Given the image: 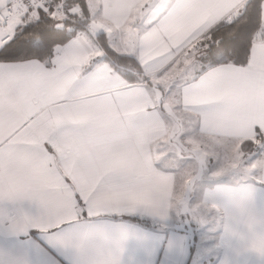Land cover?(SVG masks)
<instances>
[{
	"label": "snow or ice",
	"instance_id": "obj_1",
	"mask_svg": "<svg viewBox=\"0 0 264 264\" xmlns=\"http://www.w3.org/2000/svg\"><path fill=\"white\" fill-rule=\"evenodd\" d=\"M242 181L203 196L197 180ZM264 0H0V264H264Z\"/></svg>",
	"mask_w": 264,
	"mask_h": 264
},
{
	"label": "crops",
	"instance_id": "obj_2",
	"mask_svg": "<svg viewBox=\"0 0 264 264\" xmlns=\"http://www.w3.org/2000/svg\"><path fill=\"white\" fill-rule=\"evenodd\" d=\"M241 181L242 179H235L230 181L220 180L213 182L212 184L204 183L201 189L198 188V194L203 196L205 193L208 192L216 193L217 200L223 203L225 197L219 192H217V190H227L228 188L238 185ZM217 237L220 250L216 254H211L210 260L207 257H202L201 259H203L204 264H237L238 255L236 252V241L230 239L225 234L223 227L218 229ZM253 264H257V262L254 260Z\"/></svg>",
	"mask_w": 264,
	"mask_h": 264
},
{
	"label": "clouds",
	"instance_id": "obj_3",
	"mask_svg": "<svg viewBox=\"0 0 264 264\" xmlns=\"http://www.w3.org/2000/svg\"><path fill=\"white\" fill-rule=\"evenodd\" d=\"M262 221L251 213H243L240 224L246 234L245 245L249 249L264 250V231H259L257 226Z\"/></svg>",
	"mask_w": 264,
	"mask_h": 264
},
{
	"label": "rangeland",
	"instance_id": "obj_4",
	"mask_svg": "<svg viewBox=\"0 0 264 264\" xmlns=\"http://www.w3.org/2000/svg\"><path fill=\"white\" fill-rule=\"evenodd\" d=\"M235 179H242V177L235 175V174H222L220 176H212L210 172H207V173L203 174L199 180H197V182H196L197 187H196L195 191L198 193V188L201 189L203 187L204 183L212 184L213 182L220 181V180L230 181V180H235ZM217 238L218 237H216V239L213 243V248H212V251L210 253V256H211V254H216L220 250ZM204 257L206 258L207 256H204Z\"/></svg>",
	"mask_w": 264,
	"mask_h": 264
}]
</instances>
